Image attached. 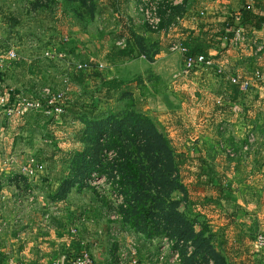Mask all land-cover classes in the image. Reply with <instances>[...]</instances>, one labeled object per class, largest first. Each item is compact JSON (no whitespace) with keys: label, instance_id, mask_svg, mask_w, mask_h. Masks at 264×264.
<instances>
[{"label":"rangeland","instance_id":"374dc122","mask_svg":"<svg viewBox=\"0 0 264 264\" xmlns=\"http://www.w3.org/2000/svg\"><path fill=\"white\" fill-rule=\"evenodd\" d=\"M169 6L154 29L128 0H0V263L170 264L161 237L128 227L133 187L103 171L107 136L121 135L164 235L206 237L201 264H264V220L251 215L264 202V115L236 113L228 46L184 69L171 45L191 33L189 12ZM103 78L121 85L108 92ZM150 145L169 164L150 167ZM95 151L102 166L74 181Z\"/></svg>","mask_w":264,"mask_h":264},{"label":"trees","instance_id":"16d2710c","mask_svg":"<svg viewBox=\"0 0 264 264\" xmlns=\"http://www.w3.org/2000/svg\"><path fill=\"white\" fill-rule=\"evenodd\" d=\"M242 25L245 27L247 23L253 24L254 26H260L261 23H264V15H260L258 13H255L252 9H244L240 13V22ZM239 24L236 23L234 15H228L223 21L219 23V26H222L223 30L219 31V35L226 36L227 39L229 40L232 35V30L236 28ZM220 43V40H211L208 41L204 36L197 34L196 32H191L189 33L188 37L182 41V44L187 48V52L190 55H202L204 57H211L209 54V49L212 46L217 45ZM134 44L132 43V47H130L129 44L126 45V47H122L119 52L124 58H132L134 55ZM82 77H80L79 82L84 81V76L81 74ZM239 83L229 81V85L233 88V95L231 96V100H237V94H239ZM102 85L105 86L110 92V90H116L120 87L121 85V80L117 78H103ZM121 135H109L107 136V139L105 141V148L107 150H113L115 151L116 155L113 160V164L111 165V168L104 167L103 171L106 172L107 174H110L112 178H114V183L116 188L119 189V187H122V185L125 184L126 187L129 188L133 187L132 189V196L135 197V201L133 202L132 205H128L127 201L126 203L124 202L123 205V210H126L128 215H127V223L129 224L128 227L130 229H135L136 227H140L143 229L142 234L145 236L146 239L153 241L155 238L159 237H164L168 236L171 237L172 239H183L186 242L190 241L194 246H193V251L190 254L191 256L187 257V259H192V264H201L202 258L200 257V253H202L203 250L206 248H210L209 244L207 243V238L203 237L199 234L196 235L195 239L192 241L190 239H187L184 237L185 232L184 230H177L178 236L175 235H170L166 234L164 235V232H162L159 227L160 226V221H158L155 216H154V208L152 205V199L151 198H156L157 196L150 197V191L148 190L147 185L145 184L144 179L142 178L140 172L137 171L136 175H133V172H135V167L132 165V161H129L130 155L127 154V152H124V146L122 147V139L120 138ZM132 140V139H131ZM134 140V139H133ZM135 143H137V140H134ZM99 143V142H98ZM100 144V143H99ZM154 145H150L147 148V162L150 167L155 168L159 167L162 165H165V163L169 164L170 158H168V161H164L165 157L161 153V151H156L153 148ZM100 148V147H99ZM126 149V148H125ZM146 154V153H145ZM84 157H86V154H82ZM91 157H89V165H82L80 167L81 170L85 166H89V171H87V175L84 177H81L79 175L73 176V180L77 181L79 178L80 183L84 182L87 177L89 178L91 176V172L94 170H97L99 166H102V157L97 153L96 151L91 154ZM135 162V161H133ZM100 170V169H99ZM108 170V171H107ZM100 175H103L104 173L99 172ZM154 182L157 183V185L163 184V180L161 179L162 174L157 173ZM87 176V177H86ZM150 188V187H149ZM158 194H159V189L157 187ZM139 197V198H138ZM151 203L150 205L146 206V203L149 202ZM148 201V202H147ZM135 227V228H132ZM138 230V229H137ZM167 231L166 229H163ZM163 235V236H161ZM194 236V235H193ZM186 246H181L179 247L181 255H182V248ZM195 248V249H194ZM207 251V249H206ZM211 255H218L213 249L210 250ZM200 261V263L198 262ZM182 263V260H181ZM180 263V264H181ZM187 262H185L186 264ZM191 264V263H189ZM213 264H220L218 259L215 258V261Z\"/></svg>","mask_w":264,"mask_h":264},{"label":"crops","instance_id":"0c3cea01","mask_svg":"<svg viewBox=\"0 0 264 264\" xmlns=\"http://www.w3.org/2000/svg\"><path fill=\"white\" fill-rule=\"evenodd\" d=\"M128 2L133 6V13L137 14L136 0H128ZM171 4L176 5V7L180 6L183 10H187L189 14L194 13L191 16L187 14L186 19L185 17L182 18L183 22L181 24L186 31L196 32L208 41L220 40V43L209 49L212 58L221 48L228 46L230 62L233 66L232 74L239 80L249 81L247 86L238 84L239 92L246 93L247 98L241 99L242 97L237 94V100L232 101L236 106V113L238 114L242 109L244 111L246 109V114L250 118L253 117L252 112L254 110H256L255 113L264 115V100L251 99L254 94L256 98L264 96V23L257 27L249 23L244 27L242 23H239L240 13L246 9L247 5L255 13L264 15V0H171ZM228 15H234L236 23L239 24L232 30L229 40L226 36L219 35V31L223 30L219 23ZM179 19L180 17H178ZM173 52L182 59L180 52ZM253 79L255 80L253 81ZM261 206V211L256 207L253 209L251 214L253 218L264 220V202Z\"/></svg>","mask_w":264,"mask_h":264},{"label":"built area","instance_id":"2783aa9c","mask_svg":"<svg viewBox=\"0 0 264 264\" xmlns=\"http://www.w3.org/2000/svg\"><path fill=\"white\" fill-rule=\"evenodd\" d=\"M171 0H136V11L140 14L143 20L150 25L152 28H159L162 22V16L160 14L161 7L166 8L170 11ZM172 5V4H171ZM246 7H250L247 5ZM171 50L181 52L183 56V66L184 69L194 68L199 65H212L214 64L212 57H204L202 55H190L187 52V48L182 44V42L172 43ZM232 82H236L242 85H248L249 81L239 80L234 74L229 75ZM161 241V252L159 254V261L161 263H165L167 260V255L169 254V263L170 264H180L182 260V255L179 247L186 246L191 254L193 251V245L190 241L186 242L183 239H172L171 237L164 236L159 239ZM155 241V239L153 240ZM264 244V235H259L257 237V245L262 246ZM84 261H80V259H76L73 264H89L88 259H84ZM91 262V261H90ZM0 264H12L8 262H3ZM18 264H23V262H18ZM53 264H60L59 262H54Z\"/></svg>","mask_w":264,"mask_h":264}]
</instances>
